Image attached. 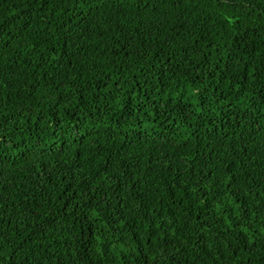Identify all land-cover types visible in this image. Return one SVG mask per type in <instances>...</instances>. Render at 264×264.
I'll list each match as a JSON object with an SVG mask.
<instances>
[{
  "label": "trees",
  "instance_id": "obj_1",
  "mask_svg": "<svg viewBox=\"0 0 264 264\" xmlns=\"http://www.w3.org/2000/svg\"><path fill=\"white\" fill-rule=\"evenodd\" d=\"M0 264H264V0H0Z\"/></svg>",
  "mask_w": 264,
  "mask_h": 264
}]
</instances>
